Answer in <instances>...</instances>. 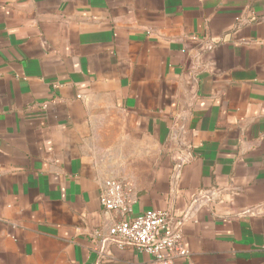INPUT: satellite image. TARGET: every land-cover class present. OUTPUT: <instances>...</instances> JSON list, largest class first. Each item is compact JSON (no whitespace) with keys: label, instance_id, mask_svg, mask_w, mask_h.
Returning <instances> with one entry per match:
<instances>
[{"label":"crops","instance_id":"obj_1","mask_svg":"<svg viewBox=\"0 0 264 264\" xmlns=\"http://www.w3.org/2000/svg\"><path fill=\"white\" fill-rule=\"evenodd\" d=\"M108 178L171 264H264V0H0V264H155L95 236Z\"/></svg>","mask_w":264,"mask_h":264},{"label":"built area","instance_id":"obj_2","mask_svg":"<svg viewBox=\"0 0 264 264\" xmlns=\"http://www.w3.org/2000/svg\"><path fill=\"white\" fill-rule=\"evenodd\" d=\"M100 202L110 221L95 230L103 243L120 247L134 246L151 254L155 264H171L188 258L190 251L183 239V221L172 209H150L140 214L133 211L132 189L124 178H108L101 182Z\"/></svg>","mask_w":264,"mask_h":264}]
</instances>
